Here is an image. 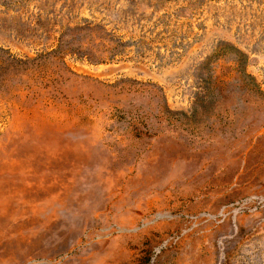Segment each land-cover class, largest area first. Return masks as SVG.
<instances>
[{"label": "rangeland", "instance_id": "obj_1", "mask_svg": "<svg viewBox=\"0 0 264 264\" xmlns=\"http://www.w3.org/2000/svg\"><path fill=\"white\" fill-rule=\"evenodd\" d=\"M0 264H264V0H0Z\"/></svg>", "mask_w": 264, "mask_h": 264}]
</instances>
